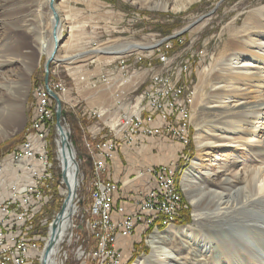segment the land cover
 I'll return each instance as SVG.
<instances>
[{"label":"rangeland","instance_id":"obj_1","mask_svg":"<svg viewBox=\"0 0 264 264\" xmlns=\"http://www.w3.org/2000/svg\"><path fill=\"white\" fill-rule=\"evenodd\" d=\"M44 1L0 0V59L4 60L0 65V107L4 106L8 113V120L4 122L6 133L3 138H0V163L7 161V158L10 159L9 155L12 150L23 141L24 130L34 115L33 90L37 86L43 85L47 55L37 50L32 29L36 27L38 19H43L48 15L47 10L51 12L53 19L49 7L50 0H48L47 5H44ZM101 1L105 3L101 9L97 8L98 10L93 13L84 14L80 13L82 10L79 8L82 7V4L75 3L74 5L70 3V0H54V7L62 10L65 18L60 31L59 46L68 39L69 34L72 35L70 44L65 47L62 46L60 49L58 47L56 57L48 65L49 77L52 70L58 69L59 71H56L60 75L58 79L64 80V72L70 76V79L67 77L70 88H67L64 83L67 88L66 91L58 94L61 99V122L64 128L69 131L79 167L78 186L74 198L76 212L70 219L76 223L78 221V219L74 220L76 214L86 213L90 203L88 194L92 178L91 166L89 168L85 160L79 157L81 149L77 142V144L73 142L74 138L79 140L77 131L73 128L76 120L73 110L76 106L85 107L87 105L92 109L101 106L103 109H108L103 120L108 121L113 117L114 125L121 114L129 111L134 98L147 86L149 74L152 72L148 66V62H150L154 71H161L173 78L178 76V82L186 84L192 95L193 89L198 83L199 71L204 67L210 69L205 82L198 88L197 99L190 103L189 143L182 146L176 142L173 152L162 158L164 161L161 162L174 161L176 164L174 166L183 170L180 172L182 175L176 176L178 178L176 184L181 190L182 198L180 210H178L175 220L170 224L181 228L186 226L197 228L198 224L193 221L194 211L191 199L182 186L183 174L187 169H190L192 161L197 155L194 136L198 127L200 130L210 129L212 132L217 129L213 126L207 109V105L212 99L209 95L211 85L214 81L219 80L214 79V75L216 72L220 74L224 72V67L228 63L227 58L246 49L243 42H246L248 38L247 32L238 31L236 33L233 32V29L238 30L250 12L252 17L258 16L259 12L256 13V10L259 7L264 8V0H195L182 10L162 8L146 3L145 0ZM55 10L59 13L57 8ZM70 25L72 28H69ZM59 27L60 25L57 34ZM126 42L157 44L141 51H129L109 58H105L104 56L108 55L103 53L95 56L94 53L84 52L92 48L119 45ZM165 44L171 46L166 47ZM157 48L160 51L167 50L168 62L166 65H162L158 59L152 57L159 53ZM76 54L77 57L80 56V59L71 61L66 57ZM118 56L125 60L126 67L124 69L119 68L117 63L119 58H116ZM138 57L141 59L139 60ZM11 60L12 62H9ZM67 60L71 61V64L68 65ZM184 62L189 65L187 74L179 73V68ZM28 69L30 72L27 71ZM84 71L86 72L84 73ZM259 73L260 80L258 82L251 81L250 90L253 91L251 95L256 97H252L250 100L264 101V83H261V79H264V72L260 70ZM86 74H90L91 77L86 78ZM49 77L48 80L51 81ZM71 78L73 79L72 82ZM256 86L260 88V91L256 90L258 89ZM52 102L54 106V101L52 100ZM263 119L264 114L250 118L248 125L252 128L254 125L262 128L264 127ZM50 131L48 134L50 153L55 148L57 155L56 134L54 131V137L50 138ZM203 137L210 141L215 140L214 133L204 134ZM261 144H264V138ZM241 152L239 147H234V144H231L225 147H214L210 154L204 156L203 167L205 169L200 170L214 169V172L217 173L213 176L200 174L199 179L201 178L202 183L205 184V190H216L217 187H215L214 182L220 175L229 173L232 168L240 169L241 162H235L233 166L232 160L235 155H239ZM214 160L216 164L212 165ZM53 161L56 163L52 170L55 180L51 192L43 203L44 205L40 207L42 210L40 218H46L48 223L57 213L54 212L56 210L55 205H61L66 196V188L60 182L59 162L56 156ZM136 173L130 177L132 178L133 175L135 177ZM144 187L139 186L134 189V192L129 193V198L134 197L139 191H144ZM48 223L42 229V231L46 230V234H44L46 237ZM170 224L160 222L156 225V230L153 227L149 230H147L148 228L139 229L130 238L120 240L119 247L125 242L122 247L125 254L123 264H133L138 257L150 255L152 251L149 243L150 234L154 231H162ZM173 238L166 240L165 243V246L171 250L176 247ZM202 240L205 241L203 245L206 246L203 247V250L208 253V239L203 237ZM40 243L39 254H41L43 246V242ZM230 245L223 248L228 258H231L229 261L232 263L235 261L233 264H243L244 258L239 253L234 252L237 250L236 248H233L234 250L231 248L236 244L232 242ZM251 248L259 251L258 255L261 258L257 256L260 263L264 264V242L254 243ZM56 260L58 262L60 260L58 255ZM66 263L76 264L71 254L65 261ZM36 264L40 263L36 261Z\"/></svg>","mask_w":264,"mask_h":264},{"label":"bare ground","instance_id":"obj_2","mask_svg":"<svg viewBox=\"0 0 264 264\" xmlns=\"http://www.w3.org/2000/svg\"><path fill=\"white\" fill-rule=\"evenodd\" d=\"M194 1L145 0L146 3L173 10L185 9ZM47 2L48 0H45L44 5H47ZM56 8L60 13V27L58 30V37H60L62 22L65 18L62 14L63 11L58 7ZM257 12H259L258 16L254 17H252L250 12L238 30L233 29V32L236 33L238 31L247 32L249 39L247 38L246 42H243L246 49H243L235 56L227 58L228 63L224 67V72L222 74L216 72L214 75V79L219 80L214 81L211 85L209 95L212 99L209 101L207 109L210 120L217 129L212 132L210 129L200 130L199 127L197 128L194 136L197 155L193 159L190 169H187L183 174L182 186L191 199L194 211L193 221L198 224V227L186 226L181 228L170 224L175 220V218L170 219V213H161L158 219L146 221L144 229L153 227L156 230V225L160 222L170 225L162 231H154L150 234L151 254L138 257L133 264H233L235 261L233 263L230 262L229 259L231 258H228V255L223 251V248L231 246L232 242L236 244L231 247L232 250L236 248L237 250H234V252L239 253L244 258L243 264H261L260 256L258 255L259 251L252 250L251 245L264 242V144H261L264 138V127L261 128L254 125L252 128V126L249 127L248 125L250 118L264 114V101L250 100L252 97H256L251 95L253 92L250 90L251 81L258 82L260 80V76H258L260 70L264 72V8L259 7L256 10ZM47 14L45 18L37 20L36 27L32 29V35L35 39L37 50L48 56L53 48L51 37L53 19L51 12L48 10ZM69 28H72V26L70 25ZM71 37L72 35L69 34L68 39L60 44L59 49L70 44ZM156 44L126 42L119 45L92 48L84 52L94 53L95 56L103 53L108 55L104 56L105 58H109L129 51H141ZM3 61L0 59V65H2ZM71 61L67 60L66 63L69 65ZM9 62H12V60ZM27 71L30 72V69ZM209 72L210 69L205 67L199 71L198 83L193 89L191 102L197 99L198 88L205 82ZM261 80V83H264V79ZM36 88H40V85ZM259 89L258 87L256 90L260 91ZM41 96L42 101H51V97L45 91L44 85H41ZM99 108L103 110V107L100 106ZM47 115L50 118L46 119L45 132L49 133L50 126L53 123L54 108L53 110L52 108H47ZM6 120H8V113L4 106H1L0 138L5 136L4 122ZM141 126H148V119H141ZM213 133L215 135L214 141L203 137L204 134ZM251 134L253 135L250 136ZM184 139L186 142L189 141L188 131L184 132ZM55 142L59 151L60 144L57 137ZM231 144L242 150L239 155L233 157V166L238 161L241 162L242 166L238 170L232 168L229 173L217 176L218 178L214 182L215 187H217L216 190H205V184L202 183L201 178L199 179L200 174L213 176L217 173L216 171L214 172V169L200 170L204 168V156L210 154L211 149L214 147H225ZM50 155V143L41 144L40 156L44 160V179L45 182L52 183L53 186L55 180L52 171L54 161ZM214 162L215 160L212 165L216 164ZM19 164H26V157H19ZM182 171V169L175 166L171 167L170 180L177 197L173 202L175 216L180 210L179 206L182 199L181 190L176 184V176L182 175L180 174ZM67 173L69 189L73 194L65 203V209L59 224V234L55 244L50 249L46 264H58L55 258L57 246L69 227L70 215L74 213L76 208L73 199L75 188L78 186V179L77 182L74 180L70 163H68ZM51 190L52 187H49V193ZM15 199H22V188H15ZM34 208L35 196H28L27 209ZM47 223L46 219L45 226H47ZM42 229L40 230V242H43L44 245L47 237L42 233ZM203 237L208 239V253L203 250V247H206L203 245V242L205 243L202 240ZM172 238L176 242L174 250L165 246L166 240ZM40 244H38L34 258L28 264H36V261L39 263V255H41L39 254Z\"/></svg>","mask_w":264,"mask_h":264},{"label":"built area","instance_id":"obj_3","mask_svg":"<svg viewBox=\"0 0 264 264\" xmlns=\"http://www.w3.org/2000/svg\"><path fill=\"white\" fill-rule=\"evenodd\" d=\"M157 51L158 61L166 65L167 50L157 48ZM116 58H119V68L124 69V58ZM148 66L152 72L147 86L114 125L113 117L103 120L108 109H92L96 120H101L107 131L100 139L83 141L91 163L90 203L86 213L76 214V223L70 220L57 246L55 255L60 257L59 262L56 260L58 264H65L70 254L76 264L123 263L125 254L118 246L120 240H126L139 229H144L146 221L158 219L161 213H170V219L176 217L173 202L177 197L170 180L171 167L176 165L174 161L138 170L135 178L146 177L147 188L132 197L131 204L115 202L119 183L105 177L108 161L115 149L124 143L140 142L155 136L159 140L170 136L182 146L189 143L184 139V132L190 127L192 92L186 84L178 82V76L173 78L154 71L150 62ZM187 69L189 65L184 62L179 73L187 74ZM49 86L57 94L67 89L61 79L49 81ZM33 96L34 115L24 130V139L12 150L10 159L0 163V264L30 263L40 243V230L46 223V218H40V207L44 205L52 183L44 179L40 145L50 143L45 125L46 119L50 118L47 108H51L52 99L42 101L41 85L34 88ZM141 119H148V126H141ZM95 127L99 132V126ZM19 157H26V164H19ZM9 175L12 177L5 179ZM15 188H22V199H15ZM28 196H35L34 209H27Z\"/></svg>","mask_w":264,"mask_h":264},{"label":"crops","instance_id":"obj_4","mask_svg":"<svg viewBox=\"0 0 264 264\" xmlns=\"http://www.w3.org/2000/svg\"><path fill=\"white\" fill-rule=\"evenodd\" d=\"M70 3H73L74 5L75 3L80 5L82 4V7H79L82 10L80 13L84 14L93 13L95 10L101 9L103 7L102 5L105 4L101 0H70ZM154 55L152 57L157 59V55ZM67 58L68 60H78L80 59V56L77 57L76 54L73 56H68ZM155 62H157V60H155ZM56 71H59V69ZM56 71H51V81H54L56 78L58 79V77H60V75H58L59 73ZM85 72L86 71H84V73ZM67 77L70 79L69 74L64 72L63 82L67 85V88H70V86L68 87L70 82H68ZM90 77V74H86V78L89 79ZM72 81L73 79L71 82ZM73 111H75L76 118L73 128L75 131H77L79 136V140L74 138L73 142L75 144L78 143L81 149L79 157L83 158L85 163L90 168L91 163L83 147V141L85 139H100L105 135L107 130L101 120H96L95 116L92 114L91 107L87 105H85V107L76 106L75 110ZM94 125L99 126V132ZM175 145L176 142L170 136H166L163 140H159L158 137L155 136L144 138L140 142H132L131 144L124 143L119 148L115 149L112 158L107 163V173L105 175L107 179H111L119 183L118 190L115 193V202L120 203L121 201H125L126 204H131L129 193L134 192V189H137L139 186H145L144 188H147L146 177L135 178L133 177L135 173L140 169H144L148 166H154L164 161L162 158L173 152ZM128 165H131V167H128ZM132 174L134 175L131 178L130 175ZM9 177L12 176H6L5 179H8ZM124 245L125 242H123L121 247Z\"/></svg>","mask_w":264,"mask_h":264},{"label":"water","instance_id":"obj_5","mask_svg":"<svg viewBox=\"0 0 264 264\" xmlns=\"http://www.w3.org/2000/svg\"><path fill=\"white\" fill-rule=\"evenodd\" d=\"M49 7L52 11L53 15V26H52V40H53V48L51 50V53L46 57V62L44 65V80L43 85L45 88V91L47 94L51 97V99L54 101V131L56 134V137L59 139L60 144V150H57L56 159L59 162V178L60 182L65 186L66 188V196L64 197L62 204L60 205L59 210L57 211L55 217L51 220L48 231H47V238L46 241L42 247L41 255H40V264H46L47 257L50 252V249L55 244L57 236L59 234V224L60 220L63 216V212L65 209V203L67 202L68 198L73 194L72 191L69 189V182H68V173H67V167L68 163L72 165L73 170V178L74 180L78 179L79 174V167L78 163L76 161L75 152L73 149V143L70 140L69 131H67L61 120H62V111H61V99L59 95L51 89L49 86V71H48V65L51 61L54 60L56 51L59 47V37L57 34V29L59 26L60 16L59 13L55 10L54 7V0L49 1ZM69 161V162H68ZM77 184V183H76ZM76 191V188H75ZM74 191V198L76 196V193ZM74 200V199H73ZM72 215H70L71 218Z\"/></svg>","mask_w":264,"mask_h":264},{"label":"trees","instance_id":"obj_6","mask_svg":"<svg viewBox=\"0 0 264 264\" xmlns=\"http://www.w3.org/2000/svg\"><path fill=\"white\" fill-rule=\"evenodd\" d=\"M49 79H50V77H49ZM50 81V80H49ZM51 108H52V110H53V102H52V104H51ZM53 123H54V115H53ZM53 123H52V125L50 126V129H51V131H50V138H53L54 136H53V134H54V129H53ZM51 155V159L52 160H54V158H55V156H56V150H55V148L53 149V151H51V153H50ZM177 177H176V182H177ZM56 206V210L54 211V212H57V210L59 209V206H60V204H56L55 205ZM147 230H149V228L147 229ZM43 234H46V230H43V232H42Z\"/></svg>","mask_w":264,"mask_h":264}]
</instances>
